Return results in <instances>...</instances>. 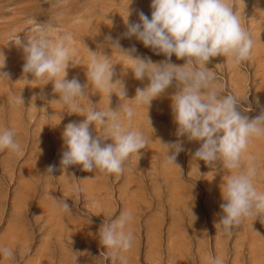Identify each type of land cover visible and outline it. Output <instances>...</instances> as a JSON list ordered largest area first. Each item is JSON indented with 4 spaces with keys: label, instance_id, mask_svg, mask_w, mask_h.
<instances>
[{
    "label": "rangeland",
    "instance_id": "1",
    "mask_svg": "<svg viewBox=\"0 0 264 264\" xmlns=\"http://www.w3.org/2000/svg\"><path fill=\"white\" fill-rule=\"evenodd\" d=\"M129 2L0 0V52L5 56V67L0 71L10 74L9 81L0 80V128L15 129L23 150L22 156L8 149L0 151V246H8L15 253L12 259L0 256V264H211L210 257H218L223 264H264V219L246 218L232 231H225L219 223L223 215L220 205L225 203L223 183L228 174L238 170L229 173L219 162L212 168L194 159L202 142L176 136L178 125L172 112V96L178 91L175 83L148 109L147 105L137 107L134 101H126L133 104L135 112L131 128L151 139L139 156L129 157L122 175L88 172L80 164L61 168V155L66 149L63 129L69 122L83 121L85 116L72 113L58 101L54 81L47 77L36 80L23 73L25 54L10 39L18 33L27 42L40 25L51 28L54 41L71 33L80 64L67 69L66 79L76 77L82 85H88L90 101L103 109L108 106V98L87 80L88 48L95 51L104 47L113 57L114 79L124 82L128 99L149 81L135 79L129 68L131 60L105 44V37H119L124 49L135 45L134 55L147 56L153 62L165 59L135 37L122 36L127 31L124 18L128 7L130 21L139 22L140 10L151 18V0ZM232 2L254 41L251 56L240 64L217 56L206 67L217 77L215 83L223 86L222 95L237 96L241 111L254 118L264 109V0ZM171 61L186 63L175 55ZM9 89L15 94L21 92L24 104L12 106ZM78 103L87 105V101ZM120 104L113 94L109 107L115 110ZM90 130L95 136L101 133V126L91 124ZM159 140L183 142L185 150L176 161L179 167L163 166L165 155ZM246 154L257 157L254 183L264 192V137L254 138ZM49 165L56 166L51 174L47 173ZM52 196L65 199L71 211L54 208ZM124 210L133 212L134 220L128 227L135 240L129 251L113 258L109 255L112 250L100 243L99 230ZM73 221L74 230L79 232L75 238L69 232Z\"/></svg>",
    "mask_w": 264,
    "mask_h": 264
},
{
    "label": "clouds",
    "instance_id": "2",
    "mask_svg": "<svg viewBox=\"0 0 264 264\" xmlns=\"http://www.w3.org/2000/svg\"><path fill=\"white\" fill-rule=\"evenodd\" d=\"M150 7L151 18L142 10L137 12L139 22L128 19L132 12L127 8L124 18L127 31L122 36L135 37L155 54H163L164 60L153 62L147 56L134 55L137 52L135 45L124 49L119 37L110 34L105 37V44L131 60L129 68L135 79L143 81L147 78L149 81L147 86L136 88L134 98L128 99L124 82L114 79L116 62L105 53L104 47L95 51L88 48L87 80L108 98V106L103 109L90 101L88 85H82L76 77L66 79L67 69L80 64L77 49L71 43V33L54 41L51 28L40 25L36 27V35L28 36L27 42L18 33L10 39L25 54L23 73L31 74L36 80L47 77L48 81H54L53 91L59 94L58 101L67 105L72 113L85 116L83 121L69 122L63 129L66 149L61 155V168L67 170L80 164L88 172L99 170L122 175L129 157L132 154L139 156L140 150L145 149L151 139L144 132L131 128L135 112L133 104L126 101H134L137 107L147 105L148 109L154 99L175 83L178 91L172 96V112L178 125L176 136L202 142L194 159L203 160L212 168L219 162L229 173L238 170L234 175L228 174L223 183L225 203L220 205L223 215L219 223L225 231H232L246 218L260 216L264 219V192L258 191L254 183L258 176L257 157L246 154L254 138L264 137V109L249 118L241 111V100L237 96L222 95L223 86L215 83L217 77L206 67L217 56L231 58L235 64L248 60L254 46L251 34L243 26L232 0H151ZM173 55L177 59H186V63H173ZM4 67L5 56L0 52V69ZM9 79V73L0 71V80ZM9 92L12 106L24 104L21 92L15 94L11 89ZM113 94L121 101L115 110L109 107ZM78 101H87L86 107ZM148 122L151 127L149 117ZM91 124L101 126V133L94 136ZM151 129L153 133L154 129ZM15 137V129L0 128V151L8 149L22 156V147ZM108 140L111 143H105ZM159 141L165 155L163 166H178L177 157L185 150L183 142ZM55 168V165H49L47 173H53ZM77 191L83 193L84 189ZM51 199L58 211H71L65 199L61 201L53 196ZM133 220V212L124 210L101 226L100 243L112 250L109 255L113 258L133 247L135 236L128 227ZM14 255L12 248L0 246L3 258L12 259ZM210 262L223 264L218 257H210Z\"/></svg>",
    "mask_w": 264,
    "mask_h": 264
},
{
    "label": "crops",
    "instance_id": "3",
    "mask_svg": "<svg viewBox=\"0 0 264 264\" xmlns=\"http://www.w3.org/2000/svg\"><path fill=\"white\" fill-rule=\"evenodd\" d=\"M76 221H77V220H76ZM76 221H73L74 223H73V224L71 223V226H69V228L71 227V228H70V231H69V232H70V237L73 236L74 238H75V235H77V234L79 233L78 231H75V230H74V224L76 223ZM78 223H79V222H78ZM60 231H61V230H60ZM80 231H81V230H80ZM151 243H152V242H151Z\"/></svg>",
    "mask_w": 264,
    "mask_h": 264
}]
</instances>
